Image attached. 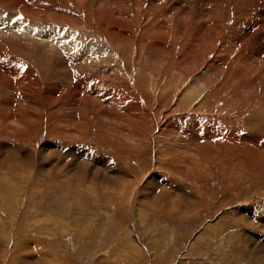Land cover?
I'll return each instance as SVG.
<instances>
[{
  "label": "rangeland",
  "instance_id": "1",
  "mask_svg": "<svg viewBox=\"0 0 264 264\" xmlns=\"http://www.w3.org/2000/svg\"><path fill=\"white\" fill-rule=\"evenodd\" d=\"M97 1L20 0L25 9L20 11L25 15L19 22H27L29 26V18L55 21L58 26L55 30L50 23H43L37 33L43 36L56 33L61 41L53 40V44L52 40L41 39L43 44L33 37L35 41H30L28 51H24L33 63L29 66L31 75L35 79L41 77L38 79L41 83L34 78L29 80V92L23 102L27 114L17 104L0 103L3 114L16 118L26 114L23 130L17 132L15 128L20 126L17 121L11 122L14 129L0 131V186L11 182L18 191L14 206L8 207L7 194L0 187V264H264V128L257 140L245 138L257 134V127L252 122H238L240 129L236 135L242 138L240 147L227 140L220 144L219 150L215 147L217 151L210 145H199L195 131L188 129L194 120L196 129L200 124L199 134L203 135L211 131L205 122L217 123L221 117L264 120V103H251L247 107L243 98V93H248L247 86H238L230 93L226 81L207 86L216 76L209 68L204 70L189 60L193 48H197L194 43L200 47L194 36L179 42L173 38L174 24L188 23L186 33H195L197 25H213L212 21L204 23L211 19L201 13L200 7L205 5L196 4L195 0ZM178 2L196 4V19H186L178 9ZM261 3L264 0H257L252 7L255 11L250 15L251 22L258 24L262 20L256 11ZM58 6L64 7L63 10ZM106 13H114L119 20L109 14L104 17ZM138 15H142L141 19ZM154 16L158 19H153ZM67 19L72 23L66 22ZM238 20L241 21L232 19L228 23L232 25L230 30L239 26ZM161 21L172 27L171 39H166L161 25L156 29L155 24ZM61 22H65L64 28ZM152 29L156 30L155 35H149ZM70 34L72 41H66L71 39ZM147 35L150 39H146ZM214 35L216 31L212 29L211 37ZM114 39L124 41L115 43ZM155 44L161 45V50ZM154 47L161 52L155 50L154 55ZM69 51L75 56L68 58ZM157 55L162 59L157 60ZM238 61L234 58L219 76L225 79L232 76ZM61 79L68 83L66 87L60 85ZM82 79L108 84L117 91H104L103 99H93L88 108L82 109L74 104L75 86ZM108 97L116 101H108ZM123 103L138 118H132L130 113L122 115V119L115 118V113L125 112L121 108ZM224 128L227 132L231 126ZM213 137L206 141L213 142Z\"/></svg>",
  "mask_w": 264,
  "mask_h": 264
},
{
  "label": "bare ground",
  "instance_id": "2",
  "mask_svg": "<svg viewBox=\"0 0 264 264\" xmlns=\"http://www.w3.org/2000/svg\"><path fill=\"white\" fill-rule=\"evenodd\" d=\"M44 1V0H43ZM87 1V0H86ZM99 1V0H98ZM97 1V2H98ZM102 1V0H101ZM100 1V2H101ZM108 1V0H107ZM115 1V0H114ZM137 2V0H134V2ZM236 1V2H235ZM33 2V1H32ZM35 2V0H34ZM40 2V1H39ZM91 2V1H90ZM104 2V1H102ZM109 2H111V0H109ZM116 2V1H115ZM125 2V1H124ZM128 2V1H127ZM23 3H26V2H23ZM28 3V2H27ZM26 3V4H27ZM66 4V1L64 2ZM69 3V2H68ZM75 3V2H74ZM82 3V2H81ZM80 3V4H81ZM95 3V2H94ZM122 3V2H121ZM139 3V2H138ZM173 3V2H172ZM180 4L179 6V11H183V13L186 15V19H196L195 18V14H194V11L196 10V4H202V5H205V7L201 6L200 9H201V13L203 14H208L211 16V19L205 21L204 23L206 22H210L211 21L213 22V25L212 26H209V25H203V26H200V25H197L195 27V33L193 32H187L186 33V26H189L188 23L186 24H174L173 28L176 30L175 34L173 35V38H175L178 42L181 41L183 38H187V39H190V38H193V36L195 37L196 39V42L198 43V45H200V47L196 46V44L194 43V46L196 49L193 48V53L191 55V57L189 58L190 61L194 62L197 64V66H200L202 69H208V71L212 72V74H214L216 76L215 80L214 81H210V82H207V86L211 85L212 83H216V82H220L221 81H226L229 83L230 87L227 88L229 89V93L234 91L238 86H242V85H245L247 86L248 89V93L247 92H244L243 93V98L244 100L246 101L247 103V107L251 104V103H258L259 105H262L264 103V3H261L260 4V8L259 9H256V11H258L257 14H260L261 17H262V20L257 24L256 22H251L250 21V18H251V13L254 12L255 10H253V6L256 4L257 5V0H200V3L196 2L195 0V5H184L183 3L181 2H178ZM30 4V3H29ZM61 4V3H60ZM71 4V3H69ZM67 4V7H69L70 5ZM96 4V3H95ZM235 4V5H234ZM36 5V4H35ZM57 5V4H55ZM74 5V4H73ZM97 5V4H96ZM109 6V3L107 4ZM111 5V4H110ZM112 5H116L115 3ZM120 5V4H119ZM138 5V4H137ZM37 6V5H36ZM46 6V5H45ZM51 6V5H50ZM100 6V5H99ZM98 6V7H99ZM129 6V5H128ZM199 6V5H198ZM24 7V5L20 2L18 3H13L11 0H0V103H14V104H17L22 113H26V108H25V105L23 104V102L26 100L27 98V95L29 92L28 91V83H29V80L30 78H34L35 77L33 75H31L32 73L30 72L29 70V66H32L33 63H31V61L28 60V57L25 55L24 51H28V47L27 45H29L30 41L34 40L33 37L35 38H39V40L41 41V39H47V40H52L53 44H54V41L53 40H57V41H61V38L59 37V35H56V33H53V35L51 36H43L41 33H37V28L38 26L42 25L43 26V23H50V27H52L53 30H55V28H57L58 26L54 23L55 21H41L43 18H40L39 16V20H34V19H28L30 21V25L28 26L27 25V22H19L21 20V17L23 18V16L25 15L24 12L20 11V9ZM28 7V6H27ZM38 7V6H37ZM40 7V6H39ZM42 7V6H41ZM47 7V6H46ZM52 7V6H51ZM59 7V6H58ZM86 7V6H85ZM103 7V6H102ZM110 7V6H109ZM116 8H118V6H115ZM121 7V6H120ZM126 7V5H125ZM140 8V6H138ZM43 8V7H42ZM61 7H59L58 9H60ZM64 8V7H63ZM63 8H61L63 10ZM72 8V7H70ZM87 8V7H86ZM91 8V7H90ZM95 8V7H94ZM104 8V7H103ZM106 8V7H105ZM115 8V9H116ZM130 8V7H129ZM23 9V8H22ZM30 9V8H29ZM32 9V8H31ZM89 9V8H88ZM101 9V8H100ZM110 9V8H109ZM119 9V8H118ZM125 9V8H124ZM123 9V10H124ZM25 10V9H23ZM95 12L96 9H94ZM112 10V8H111ZM114 10V9H113ZM120 10H122L120 8ZM119 10V11H120ZM69 11V10H68ZM84 11V9H83ZM88 11V10H87ZM103 11V10H102ZM101 11V12H102ZM107 11V10H106ZM126 11V10H124ZM122 11V12H124ZM200 11V10H199ZM198 11V13H199ZM28 12V11H27ZM55 12V11H53ZM117 12V11H116ZM197 12V11H196ZM31 13V11H30ZM39 13V12H38ZM56 13V12H55ZM62 13V12H61ZM71 13V12H70ZM86 13V12H85ZM111 13V12H110ZM108 13L109 15H112ZM119 13V12H118ZM128 13V12H127ZM166 13V12H164ZM41 14V13H40ZM39 14V15H40ZM46 14V13H45ZM96 14V13H95ZM104 14V13H102ZM101 14V15H102ZM107 14V13H106ZM108 14L107 16H104V17H107L108 18ZM126 14V13H125ZM202 14V15H203ZM238 14V18H236V15ZM58 15V14H57ZM62 15V14H61ZM60 15V16H61ZM100 15V14H99ZM105 15V14H104ZM114 15V13H113ZM112 15V16H113ZM119 15V14H118ZM143 15V14H142ZM142 15H138L141 19ZM149 15V13H148ZM42 17H44L42 14H41ZM55 16V15H54ZM81 16V15H80ZM97 16V14H96ZM122 16V15H121ZM120 16V17H121ZM151 16V15H150ZM149 16V17H150ZM199 16V15H197ZM196 16V17H197ZM36 17V13H35V16ZM83 17V16H82ZM92 17V15L90 16ZM102 17V19L104 18ZM110 17V16H109ZM113 17H116V16H113ZM112 17V18H113ZM123 17V16H122ZM149 17H146V18H149ZM185 17V16H184ZM200 17V16H199ZM202 17V16H201ZM200 17V18H201ZM37 18V17H36ZM48 18V17H47ZM59 18V17H58ZM57 18V19H58ZM61 18V17H60ZM59 18V20H61ZM68 18V17H67ZM74 18V17H73ZM100 18V17H99ZM110 21H114V19ZM153 18V17H152ZM203 18V17H202ZM201 18V19H202ZM228 18V19H226ZM45 19V17H44ZM53 19V18H52ZM75 19V18H74ZM81 18H79L80 20ZM101 19V18H100ZM110 19V18H109ZM109 19H106L109 21ZM118 18L116 17L115 20H117ZM153 19H158L157 16H154ZM185 19V18H184ZM232 19H241L237 21V24H239L238 27H233L232 30H230V27L229 25L231 24H228L232 21ZM243 19V20H242ZM47 20V19H46ZM56 20V19H55ZM64 20V19H63ZM68 20V19H67ZM89 20V18H88ZM119 20V19H118ZM151 20V18H150ZM27 21V20H26ZM57 21V20H56ZM75 21V20H73ZM82 21V20H81ZM105 21V20H103ZM109 21V23H110ZM123 21V20H122ZM53 22V23H51ZM59 22V21H57ZM66 22H69L66 21ZM89 22V21H88ZM102 22V21H101ZM107 22V21H106ZM105 22V23H106ZM120 22L119 21V25L120 26ZM124 22V21H123ZM146 22V21H145ZM162 22V21H161ZM236 22V21H235ZM242 22H245V24H242ZM29 23V22H28ZM60 23V22H59ZM58 23V24H59ZM62 23V22H61ZM70 23V22H69ZM72 23V22H71ZM70 23V24H71ZM74 25L75 22H73ZM148 23V22H147ZM156 23V22H155ZM47 24H44V25H47ZM150 24L153 25V20L150 21ZM236 24V25H237ZM73 25V24H72ZM80 25V24H79ZM100 25V24H99ZM103 25H106L107 24H103ZM117 25V24H116ZM125 25V23H124ZM147 25V24H146ZM156 29L158 28V26L163 27L164 28V34H165V37L166 39H171V30H172V27L166 23V22H157L156 24ZM41 26V28H42ZM63 28L65 26V22L62 23L61 25ZM111 26V25H110ZM122 26V25H121ZM120 26V27H121ZM131 26V24H130ZM81 27V26H80ZM103 26H101L102 28ZM124 27V26H123ZM149 27V25H148ZM67 28V27H66ZM75 28V27H74ZM110 30L111 27H109ZM127 28V27H126ZM126 28H124L126 30ZM133 28V27H132ZM231 28H232V25H231ZM83 30V28H80ZM173 29V30H174ZM212 29H214L216 31V35H214L213 37H211V33H212ZM45 30V29H44ZM73 30V29H72ZM79 30V29H78ZM87 30V29H86ZM106 30V29H105ZM189 30V29H188ZM77 32V30H75ZM88 31V30H87ZM104 31V30H102ZM115 30H113L114 32ZM194 31V30H193ZM55 32V31H54ZM71 32V31H70ZM112 32V31H111ZM144 32V31H143ZM142 32V33H143ZM147 32V31H146ZM173 32V31H172ZM75 33V32H74ZM104 33V32H102ZM102 33L100 35H102ZM107 33V32H106ZM110 34V32H108ZM116 33V32H115ZM122 33V32H121ZM120 33V34H121ZM139 33V32H138ZM156 33V30L152 29L151 32H149V35L151 34H154ZM79 34V32H78ZM119 34V36H120ZM133 34V32L131 33ZM73 35V34H72ZM108 35V34H107ZM107 35L105 36L107 38ZM134 35V34H133ZM155 35V34H154ZM71 36V34H70ZM112 37V33L110 35ZM115 36V35H114ZM118 36V35H116ZM115 36V37H116ZM127 36V35H126ZM129 36V35H128ZM137 36V35H136ZM139 36V35H138ZM85 37V36H84ZM104 37V38H105ZM110 37V38H111ZM143 37V36H142ZM142 37H139L138 40L140 42L143 41ZM147 37V38H146ZM145 38L146 39H150L148 38V35L146 36ZM77 38V37H76ZM124 38V37H123ZM129 39H131L130 37H128ZM136 38V37H135ZM144 38V37H143ZM154 38V37H153ZM103 39V38H101ZM108 39V38H107ZM126 39V38H124ZM133 39V37H132ZM146 39H144V41H147ZM159 39V38H158ZM165 39V38H164ZM118 40V39H117ZM114 39V42L116 43V41ZM119 40H123V39H119ZM118 40V41H119ZM137 40V38H136ZM153 40V39H152ZM160 40V39H159ZM158 40V41H159ZM163 40V39H162ZM161 40V41H162ZM35 41V40H34ZM43 41V40H42ZM41 41V42H42ZM66 41H72V36H71V39L70 38H67ZM111 41V40H110ZM124 41V40H123ZM134 41V40H133ZM151 41V40H150ZM155 41V39H154ZM160 41V44H163V42L161 43ZM50 42V41H49ZM113 42V41H112ZM129 42V41H128ZM153 42V41H152ZM152 42L149 43L150 45H152ZM175 42V41H174ZM192 42V41H191ZM44 44V42H42ZM48 43V42H47ZM57 43V42H56ZM61 43V42H60ZM77 43V42H76ZM122 43V42H120ZM145 44V42H143ZM158 43V42H157ZM165 43V42H164ZM177 43V42H176ZM32 44V42H31ZM35 44V43H34ZM42 44V45H43ZM65 44V43H64ZM84 44V43H83ZM123 44V43H122ZM126 44V43H125ZM128 44V43H127ZM131 44V42H130ZM137 44V43H136ZM13 45L15 47H13ZM36 45L35 44V48H36ZM40 45V44H39ZM46 45V44H45ZM48 45V44H47ZM51 45V44H50ZM49 45V46H50ZM63 45V44H61ZM73 45V43H72ZM71 45V46H72ZM114 45V44H113ZM121 44H119L120 46ZM146 45V44H145ZM145 45H142V47H144ZM148 45V44H147ZM156 45V44H155ZM44 46V45H43ZM48 46V47H49ZM109 46V45H107ZM115 46V45H114ZM127 46V45H126ZM138 46H139V43H138ZM158 47V45H156ZM47 47V48H48ZM52 47V46H51ZM54 47V46H53ZM61 47V46H60ZM84 47V46H83ZM123 49H124V44H123ZM129 47V46H127ZM132 47V46H131ZM130 47V48H131ZM141 47V48H142ZM146 47V46H145ZM161 47V45H160ZM158 47L160 50L161 48ZM183 47V45H182ZM45 48V47H44ZM87 48V47H86ZM89 48V47H88ZM126 48V47H125ZM135 48V47H134ZM138 48V47H137ZM148 48V47H146ZM154 51L152 50V53L154 54V52H156L158 49H156V47H154ZM164 47H162V51L164 50L163 49ZM167 48V47H166ZM165 48V49H166ZM190 48V46H189ZM25 49V50H23ZM27 49V50H26ZM34 49V47H33ZM75 49V48H74ZM132 49V48H131ZM172 49V48H171ZM31 50V47L30 49ZM45 50V49H43ZM135 50V49H134ZM156 50V51H155ZM168 48L165 50L166 52H169L167 51ZM49 51V50H48ZM63 51V49H62ZM66 51V50H65ZM80 51V50H78ZM126 51V49H125ZM137 51V50H135ZM141 51V50H140ZM139 51V53H140ZM151 51V49H150ZM146 49V52H150ZM159 51V50H158ZM164 51V52H165ZM191 51V49H190ZM249 51V52H248ZM40 52V51H39ZM81 52V51H80ZM83 52V51H82ZM86 52V51H85ZM143 52V50H142ZM161 52V51H159ZM165 52V53H166ZM32 53V52H31ZM54 53V52H53ZM58 53V52H56ZM69 54L66 56L68 58H71L69 55L71 56H75V53L73 51H69L68 52ZM137 53V54H139ZM214 53V55H213ZM39 54V53H38ZM95 54V53H94ZM133 54V53H132ZM136 54V56H137ZM142 54V53H141ZM150 54V53H149ZM161 54H164V53H161ZM191 54V53H189ZM244 54H247L246 56L243 57ZM42 55V54H41ZM44 55V54H43ZM135 55V54H134ZM151 55V54H150ZM156 55V54H154ZM159 55V54H158ZM157 55V56H158ZM210 57L207 59V56ZM31 56V55H30ZM93 56V55H92ZM95 56V55H94ZM117 56V55H116ZM156 56V59L157 60H160L162 59L161 56ZM213 56V57H211ZM105 57V56H104ZM31 58V57H30ZM29 58V59H30ZM34 58V57H33ZM44 58V57H43ZM52 58V57H51ZM106 58V57H105ZM234 58L236 60H240L238 62H236V67H234L236 70L235 72L233 73L232 76H229L227 79L219 76L220 72H224L228 69L229 67V63H231V61L233 60L234 61ZM37 59V58H36ZM38 59H40V57H38ZM50 59V58H48ZM153 59V57H152ZM46 60V58L44 59ZM43 60V61H44ZM56 60V59H55ZM72 60V59H71ZM174 60V59H173ZM182 60V59H180ZM40 61V60H39ZM42 61V60H41ZM51 61V60H50ZM99 61V60H97ZM102 61V60H100ZM108 61V60H107ZM155 61V60H154ZM185 61V60H184ZM59 62V61H58ZM71 62V61H69ZM106 62V61H104ZM151 62V61H150ZM37 63V62H36ZM48 63V62H47ZM80 63V62H78ZM101 63V62H100ZM108 63V62H107ZM152 63V62H151ZM188 63V62H187ZM72 64V63H71ZM97 64V63H96ZM203 64H207L205 65V68H203ZM38 65V64H37ZM35 65V66H37ZM45 66H47L46 62L44 64ZM43 65V66H44ZM79 65V64H78ZM83 65V64H82ZM105 65V64H104ZM103 65V67H105ZM157 65V64H156ZM57 68H59V65L57 64L56 65ZM67 66V65H66ZM76 66V64H75ZM74 66V68H75ZM87 66V65H86ZM94 66V65H93ZM116 66V65H115ZM51 67V66H50ZM53 67V66H52ZM63 67V66H62ZM71 67V66H70ZM73 67V65H72ZM71 67V68H72ZM90 67V66H89ZM109 67V66H108ZM117 67V66H116ZM71 68H69L70 70H72ZM93 68V67H92ZM102 68V67H101ZM194 68V67H193ZM51 69V68H50ZM60 69V68H59ZM78 69V67H77ZM76 69V70H77ZM80 70L82 69V67L80 66L79 68ZM78 69V70H79ZM87 69V67L85 68ZM103 69V68H102ZM49 70V69H48ZM53 70V68H52ZM57 70V69H56ZM69 70V71H70ZM78 70L76 72H78ZM89 70V69H87ZM119 70V69H118ZM50 71V70H49ZM55 71V70H53ZM67 71V70H65ZM68 71V73H69ZM97 70H95L96 72ZM105 71V70H104ZM103 71V72H104ZM45 72V71H43ZM47 72V71H46ZM45 72V73H46ZM56 72V71H55ZM73 72V70H72ZM115 72V70H114ZM209 72V73H210ZM35 73V72H34ZM44 73V74H45ZM64 73V72H63ZM63 73H62V76H63ZM68 73H66L68 75ZM81 73V72H79ZM78 73V74H79ZM83 73V72H82ZM90 73V72H89ZM100 73L102 74V72L100 71ZM109 73V70L108 72ZM204 73V72H203ZM202 73V74H203ZM47 74V73H46ZM50 74V73H49ZM58 74V73H57ZM56 74V75H57ZM65 74V73H64ZM96 75H100L99 73H94ZM93 74V77L96 76ZM116 75H118L117 73H115ZM36 75V74H35ZM66 75V76H67ZM76 75V73L74 74ZM89 75V74H88ZM87 75V76H88ZM198 75V74H197ZM44 76V75H43ZM61 76V77H62ZM65 76V77H66ZM72 76V75H71ZM105 76H106V72H105ZM60 76H58L59 78ZM64 77V78H65ZM204 77V76H203ZM41 78V77H40ZM40 78H37L35 79L36 82L38 83ZM63 78V79H64ZM89 78V77H88ZM95 78V77H94ZM99 78V77H98ZM98 78L96 77V79L98 80ZM101 78V77H100ZM104 78V76H103ZM108 78V76L106 77ZM46 79V78H45ZM51 79V78H50ZM53 79V78H52ZM54 79H55V76H54ZM63 79H61L60 82L63 81ZM67 79V78H66ZM115 79V78H114ZM121 79V78H120ZM213 79V78H212ZM47 80V79H46ZM60 80V79H58ZM57 80V81H58ZM69 80V79H68ZM81 80V79H80ZM90 80V79H89ZM102 80V78H101ZM100 80V81H101ZM116 80V79H115ZM65 81V80H64ZM62 82L60 83L61 86H65L68 85L67 82ZM67 81V80H66ZM94 81V80H93ZM93 81H87L86 79H82V81L78 82L79 84L75 86V92H76V96H77V99L74 100V104L78 107H82L83 108H88L89 105H90V102L93 100V99H96V98H101L103 99L102 97H104V91L106 92H110V93H116V91L110 89L108 87V84L106 86V84H101V85H98L97 84V81H95L93 83ZM32 82V81H31ZM30 82V83H31ZM35 82V83H36ZM70 82V81H68ZM75 83V81H72ZM71 82V83H72ZM108 82V81H107ZM34 83V82H33ZM41 83V82H39ZM51 83V82H49ZM73 83V84H74ZM101 83V82H100ZM99 83V84H100ZM221 83V82H220ZM53 84V83H51ZM115 84V83H114ZM195 84V83H194ZM59 85V84H58ZM220 86V89H221V85ZM42 87V86H41ZM54 87V86H53ZM64 87V89H65ZM111 87V86H110ZM210 87V86H209ZM68 88V87H67ZM66 88V89H67ZM72 88V87H71ZM119 88V87H118ZM191 88V87H190ZM36 89V87H35ZM60 89V88H59ZM126 90V88H124ZM232 89V90H231ZM30 90V89H29ZM38 90V89H37ZM41 90V89H39ZM38 90V91H39ZM61 90V89H60ZM68 90V89H67ZM66 90V92H67ZM120 90V88H119ZM197 90V89H196ZM56 91V90H55ZM58 91V90H57ZM56 91V93H57ZM188 91V90H187ZM226 91V90H225ZM246 91V90H244ZM255 91V93H253V95L251 96V92ZM46 92V91H45ZM126 92V91H125ZM184 92V91H183ZM204 92V90H203ZM39 93V92H38ZM52 93V92H51ZM55 93V92H54ZM59 93V92H58ZM127 93V92H126ZM214 93V92H213ZM257 93V96H254V94ZM34 94V93H33ZM50 94V93H49ZM63 94V93H61ZM121 94V92L119 93ZM9 95H11L13 98H11ZM60 95V93H59ZM70 95V94H69ZM108 95V94H107ZM247 95V96H246ZM61 96V95H60ZM64 96V95H63ZM112 96V95H111ZM69 97V96H68ZM117 97V96H115ZM181 97H182V94H181ZM120 98V97H119ZM127 98V96L125 97ZM115 98L114 97H108V101H116L114 100ZM123 99V98H122ZM31 100V99H30ZM33 100V99H32ZM99 100V99H98ZM120 100V99H119ZM118 100V101H119ZM36 101V99H35ZM68 101V100H67ZM117 101V102H118ZM124 102V99L122 100ZM127 101V100H126ZM125 101V102H126ZM133 101V100H132ZM121 102V101H120ZM119 102V103H120ZM137 102V101H136ZM36 103V102H35ZM31 105L33 103H30ZM111 104V103H110ZM129 104V103H128ZM143 104V103H142ZM257 104V105H258ZM1 105V104H0ZM49 105V104H48ZM103 105V104H102ZM131 105V104H129ZM196 105V104H195ZM198 105V104H197ZM2 106V105H1ZM7 106V105H6ZM11 106V105H10ZM74 106V105H73ZM119 106V105H118ZM136 106H139L136 105ZM67 107V106H66ZM123 107V108H122ZM145 107V106H144ZM142 107V110L143 108ZM200 107V106H199ZM262 107V106H261ZM3 109L5 107H2ZM7 108H9L7 106ZM13 108V107H12ZM121 108L125 111V112H122L121 110L119 111V113H115V118L117 119H122L123 116L122 115H126L127 113H130V116L132 118H138V114L137 113H133L131 112V110H129L125 104H121ZM135 108V107H134ZM31 109V108H30ZM80 109V108H79ZM99 109V108H98ZM104 109V108H103ZM196 110V109H195ZM194 110V111H195ZM2 111V109H1ZM24 111V112H23ZM68 111V110H67ZM102 111V110H101ZM108 112V110H106ZM147 111V110H146ZM145 111V112H146ZM264 111V110H263ZM6 112V110H5ZM11 112V111H10ZM28 112V111H27ZM113 112V111H111ZM110 112V113H111ZM122 112V113H121ZM30 112H28L29 114ZM34 113V112H33ZM61 113V112H60ZM114 113V112H113ZM111 113V114H113ZM139 113V112H138ZM27 114V113H26ZM26 114L25 116H19L18 118H16V116L14 115H11V114H3L0 112V131H7V130H10V129H14L15 126L11 124V122H17L19 123L20 126H18L17 128H15L18 131H21L23 130L22 129V125L25 123V120H26ZM38 114V113H37ZM63 114V113H62ZM104 114V113H103ZM106 114V113H105ZM142 114V112H140V115ZM263 114V113H262ZM22 115V114H21ZM24 115V114H23ZM68 115V114H67ZM28 117H30L29 115H27ZM257 116V115H256ZM264 117V114L262 115ZM33 118V117H32ZM220 118V117H219ZM245 118V117H244ZM116 119V120H117ZM28 120V119H27ZM39 120V119H38ZM120 121V120H119ZM138 121V120H137ZM244 122V123H247V122H252V124H254L256 127H257V134L255 135H248L246 136L245 138H252L254 140H257L259 137H260V129L261 128H264V120L262 117L260 118H255V119H252V118H247V119H243L242 117L240 116H232V117H229V119H223L222 117L217 120V123H214V122H205V124H207V127L206 128H210L211 131L210 132H204L205 135H203L202 133L199 134V132H202V131H199L198 129V126H200V124L197 126V129H196V126L194 124V122H196L194 120V122L192 123L193 126L191 124H189V127L188 129L192 128L194 131H195V139L199 142L198 144L199 145H203V147H209V145L211 146V148H214L215 147H218L217 150H219L220 148V144L223 142V141H227L229 140L233 145H238L239 144V147L241 145V137L239 139V137H237V131L238 129H240V126H237L238 122ZM82 122V121H81ZM136 124H138V122H135ZM171 123V122H170ZM200 123V122H199ZM239 123V124H240ZM243 123V125H244ZM161 124H162V121H161ZM135 125V124H134ZM139 125H141L139 123ZM174 125V124H173ZM197 125V124H196ZM25 126V125H24ZM205 126V125H204ZM223 126L228 128L229 126H231V128L225 132V128L223 129ZM245 126V125H244ZM254 126V127H255ZM141 128H143V126L141 125L140 126ZM236 127V128H235ZM36 128V127H35ZM200 128V127H199ZM233 128H235V131L233 130ZM111 130V129H110ZM124 131V130H123ZM172 131V130H171ZM207 131V130H206ZM9 133V132H8ZM240 133V132H239ZM118 134V133H117ZM186 134V133H185ZM18 135V134H17ZM23 136V135H22ZM26 136V135H25ZM31 136V135H30ZM204 136V137H203ZM214 136V137H213ZM27 137V136H26ZM211 137H213V142H208L206 141V139L210 140ZM244 137V135H243ZM19 138V137H18ZM17 138V139H18ZM205 138V140H201ZM245 142V141H244ZM243 142V143H244ZM194 143V142H193ZM263 143V142H262ZM261 143V144H262ZM247 144V143H246ZM253 144V143H252ZM257 144V143H256ZM124 146V145H123ZM243 147V146H242ZM246 148V147H245ZM255 148V147H254ZM259 148V147H258ZM263 149V148H262ZM215 149V151H217ZM198 151V150H197ZM248 151V150H247ZM88 152V151H87ZM171 152V151H170ZM81 153V152H80ZM85 153V152H84ZM235 153V152H234ZM260 153V152H259ZM86 154V153H85ZM173 154V153H172ZM176 154V153H175ZM252 154V153H251ZM262 155V154H261ZM90 156V155H89ZM254 156V155H252ZM233 157V156H232ZM259 157V156H258ZM84 158V157H83ZM243 159V158H242ZM6 160V159H5ZM236 160V159H235ZM84 161V160H83ZM193 161V160H192ZM257 161V160H256ZM261 162V161H260ZM79 164H83V163H79ZM261 164V163H260ZM254 165V164H253ZM256 165V164H255ZM88 166V164H87ZM86 166V167H87ZM103 167V166H102ZM78 168V167H77ZM112 168V167H111ZM86 169V168H85ZM110 168H106V170H109ZM113 170V169H112ZM82 171V170H81ZM114 171V170H113ZM116 171V170H115ZM120 170L118 169V172ZM96 173V172H95ZM4 174V173H3ZM80 174V173H79ZM98 174V173H97ZM101 174V172H100ZM94 175V174H93ZM99 175V174H98ZM103 175V173H102ZM82 176V175H81ZM109 176V175H108ZM7 178V176H4ZM94 177V176H93ZM9 179V178H8ZM81 180V179H80ZM12 181V179H11ZM9 183V182H8ZM124 184V183H122ZM146 186V185H145ZM2 187L3 189V192L2 193H5L7 194V201H8V207L10 206H14L12 204V202H16L17 199H15V196H17L18 194V191L14 188V185L13 183L10 182V185L9 184H6L5 186H0ZM134 189V188H133ZM146 189V188H145ZM121 192V191H120ZM115 193V192H114ZM133 193V192H132ZM120 194V193H119ZM122 194V193H121ZM120 196V195H119ZM19 198V197H18ZM144 199V198H143ZM52 201V200H51ZM50 202V201H49ZM63 205V203H62ZM16 207V206H15ZM12 208V207H11ZM52 208H53V205H52ZM64 208V207H63ZM61 210L62 207H60ZM124 209V208H123ZM18 210V209H17ZM49 213V212H48ZM93 214V213H92ZM93 216V215H92ZM9 217V216H8ZM93 218V217H92ZM6 220V219H5ZM5 220L3 221L4 222V225H6L7 223H5ZM33 220L35 221V217L33 218ZM90 220V219H89ZM10 221V220H9ZM8 221V222H9ZM2 222V223H3ZM134 222V221H133ZM92 224V222H91ZM8 225V224H7ZM6 225V226H7ZM132 225V224H131ZM135 226L133 225V227H130L131 229L134 228ZM11 228V227H10ZM134 231V230H133ZM260 261V260H259Z\"/></svg>",
  "mask_w": 264,
  "mask_h": 264
},
{
  "label": "snow or ice",
  "instance_id": "3",
  "mask_svg": "<svg viewBox=\"0 0 264 264\" xmlns=\"http://www.w3.org/2000/svg\"><path fill=\"white\" fill-rule=\"evenodd\" d=\"M22 18V17H21Z\"/></svg>",
  "mask_w": 264,
  "mask_h": 264
}]
</instances>
